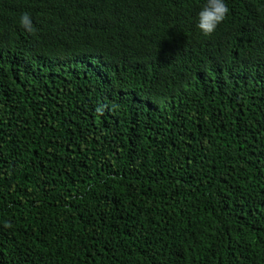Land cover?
I'll list each match as a JSON object with an SVG mask.
<instances>
[{
	"label": "trees",
	"instance_id": "1",
	"mask_svg": "<svg viewBox=\"0 0 264 264\" xmlns=\"http://www.w3.org/2000/svg\"><path fill=\"white\" fill-rule=\"evenodd\" d=\"M202 4L0 0V264H264V0Z\"/></svg>",
	"mask_w": 264,
	"mask_h": 264
},
{
	"label": "clouds",
	"instance_id": "2",
	"mask_svg": "<svg viewBox=\"0 0 264 264\" xmlns=\"http://www.w3.org/2000/svg\"><path fill=\"white\" fill-rule=\"evenodd\" d=\"M228 8L226 0H203L202 6L196 13V28L203 36L211 35L224 20ZM19 25L27 32L33 30L32 20L27 13L19 17Z\"/></svg>",
	"mask_w": 264,
	"mask_h": 264
}]
</instances>
